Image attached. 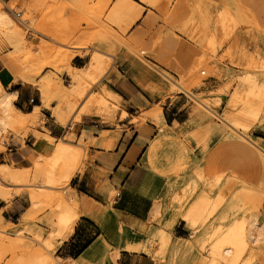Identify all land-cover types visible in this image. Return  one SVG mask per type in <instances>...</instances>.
<instances>
[{
  "label": "bare ground",
  "instance_id": "1",
  "mask_svg": "<svg viewBox=\"0 0 264 264\" xmlns=\"http://www.w3.org/2000/svg\"><path fill=\"white\" fill-rule=\"evenodd\" d=\"M17 1L20 0L8 2L7 8L11 11L18 9L22 14ZM21 1L26 15L33 12L37 16L32 25L26 15L21 16V21L37 33L56 38V43L65 47L61 41L70 34L67 27L74 21L73 9L84 7L89 0ZM63 1L73 4L61 5ZM142 1L163 16L167 25L177 22L179 26L176 29L185 38L172 36L167 43L166 37L172 31L164 28L151 31L148 41L144 38V31H139L126 42L118 40L117 34L114 36L111 29L103 25L94 30L96 45L101 48L98 50L100 53L111 59H117L123 51L121 58L130 59L128 73L143 68L137 62L158 72L160 76L150 92L153 100L164 101L177 92L191 98L195 105L190 118L197 126L186 132L178 130L192 150L189 166L180 176L157 183L159 193L154 195L149 216L151 224L139 226L140 233H134L122 224L115 225L110 207L79 194L70 186L82 164L85 134L79 143L44 135V139L56 144L51 157H39L32 167L24 169L0 164L1 186L16 187L12 193L0 188L5 197L19 195L27 187L33 206L46 200L57 205L52 220L54 231L48 240L43 239L41 231L27 221L16 226L7 222L0 213V258L8 242L13 251L15 242L22 241L24 250V257L11 264H76L72 261L61 263L55 254L84 215L107 229L116 246L113 253L100 263L94 262L97 252H89L85 258L93 264H116L122 250L147 255L158 264H264V142L248 136V130L258 121L264 129V0ZM142 14L141 8L121 0L110 13L108 22L116 26L118 34H126L141 21ZM151 19L146 21V25L152 30ZM19 29L16 20L0 8V50L6 45L13 46L9 56L0 58V68H9L15 77L23 80L50 58L51 50L46 46L31 53L28 42L17 37ZM222 37L229 39L230 53L237 51L240 69L243 70L233 75L215 66L219 76L232 80L237 78L241 89L228 102L226 114L219 110L223 104L220 95L210 100L200 98L192 91L193 87L201 86L200 74H205V69L212 66L214 56L223 46ZM74 56L61 59L69 64ZM57 58L56 63L59 55ZM104 69L100 59L94 56L87 75L78 80L68 93L62 87L57 89L62 103L54 116L59 123L68 124L71 105L75 102L82 101L80 116L90 112L96 104L104 106V99L114 94L109 86L98 93L86 92L88 81L99 79ZM51 80L46 85L41 84L46 107L50 106L49 94L54 87ZM13 99L14 96L6 91L0 80V136L8 133L12 121L20 114ZM40 111L41 108L37 107L32 114L21 115L20 125H35ZM141 118L144 122L151 120L164 124L161 103L148 109ZM137 119L133 117L132 123L139 122ZM233 133L261 154L263 173L258 183L233 169V164L245 157L242 144L232 139ZM102 134L101 138H93L94 145L113 149L117 138L110 132ZM222 141H225L221 146L223 154L215 160V147ZM246 154L254 156L255 152L249 150ZM30 173L45 180V184L30 186ZM60 183H65L68 189L63 194H56ZM101 191L108 194L111 201L118 194L108 181ZM180 223H185L190 229L189 235L175 233ZM36 245L42 249H36Z\"/></svg>",
  "mask_w": 264,
  "mask_h": 264
},
{
  "label": "crops",
  "instance_id": "2",
  "mask_svg": "<svg viewBox=\"0 0 264 264\" xmlns=\"http://www.w3.org/2000/svg\"><path fill=\"white\" fill-rule=\"evenodd\" d=\"M16 35L19 39L28 42V49L32 47V51H36L35 38L22 29L17 31ZM5 49L3 47L0 50V56L7 53ZM76 59L79 61L77 67L80 70L86 69L87 74L89 68L88 63L83 60L84 57L79 56ZM119 73L121 77L113 75L112 79L115 82L109 85L119 109L107 115L95 111L93 116L85 117L78 125L71 123L69 127H64L57 121L51 109L43 108L46 102L39 85L23 82L15 77L9 68H1L0 80L6 91L14 96L13 103L20 114L12 121L8 135L1 136L2 139L6 138V141L5 150L0 151V163L24 169L32 167L39 157H51L56 151V144L44 139V135L70 142L73 138L79 141L83 134L87 141L91 136L101 138L103 132H110L117 138L116 146L113 149L91 147L92 160L83 172L75 175L70 186L79 194L87 195L110 207L116 226L122 224L128 230L140 233L139 226L148 227L151 224L149 216L155 201L154 195L159 193L157 183L160 180L167 181L180 176L189 166L191 148L178 131L181 129L185 132L188 129L189 100L185 96L168 98L163 105L164 124L147 120L135 125L132 123V118L139 116L138 109H146L154 103L163 102L161 99L153 100L150 96L157 78L143 68L135 69L130 73L126 71ZM37 107L41 108L38 123L27 125L21 136L17 138L12 132L20 125L21 115L32 114ZM55 107L56 103H53L52 108ZM243 154L246 158L234 163L233 169L253 183H258L263 173L262 161L258 160L256 155H247L246 152ZM107 181L118 190L112 201L108 194L101 191V187L106 185ZM6 188L16 190L13 186ZM31 208L29 193L13 195L10 200L5 195H0V213L7 222L19 226L27 221L37 230H45L42 224L28 221ZM180 229L187 230L183 223L177 226L175 233L187 236L178 234ZM115 248L107 229L84 215L77 222L72 235L58 249L55 258L61 263L67 261L76 264L100 263L111 255ZM89 252H97L94 262L85 258ZM116 264H158V262L147 255L122 250L116 259Z\"/></svg>",
  "mask_w": 264,
  "mask_h": 264
},
{
  "label": "rangeland",
  "instance_id": "3",
  "mask_svg": "<svg viewBox=\"0 0 264 264\" xmlns=\"http://www.w3.org/2000/svg\"><path fill=\"white\" fill-rule=\"evenodd\" d=\"M10 1H13V0H8V1L0 0V8L7 11L16 20V22L20 26V29H22L23 31H25V33H28L33 38H35V40L37 41L35 52L40 51L43 48H46V46L47 48L51 50L50 58L46 62H44V64L38 65L33 72L27 74V77L29 78L23 79V82H32L33 84H37L43 91L41 84L46 85L49 79H52L51 81L53 82L54 87L53 89H51L50 94H49V100L51 102H50V106L48 107L49 109L52 110L53 114L55 113L56 109H59L61 107V103H62V97L58 96L57 89L59 87H62L64 88L65 92L68 93L73 88V85L78 80L83 78V76L87 75L86 69L80 70L77 67L79 65V61H77L76 59L77 57L79 56L84 57L83 60L88 63L87 67L89 68V66H91L92 64L93 57L97 56L105 67L101 77L97 79L98 81L96 80V81L88 82V84H86L87 86L86 92L87 93L90 92V94H93L96 92L98 93L99 91L103 89V87L113 84L115 82L112 79L113 75H118V77H121V74L119 73V71H122V72L126 71L128 73L130 59L125 60L121 58L123 56V51L120 54H118L117 59H111L98 51V50H101V48H99L96 45V41H95L96 34L94 31L97 27L99 26L101 27L103 25L107 26L108 28L111 29L112 33H114V36L117 34L116 36L117 38H119L118 40L126 41V42L130 41L132 37L139 31H144L145 33L144 38L148 41L151 35V31L156 32L157 30H161L164 28L170 29L172 31L170 35L166 37L165 41H167V43L171 41L172 36L180 38V39L185 38L181 34V32L178 31V29H176V26H179L177 22H175L174 24L167 25L165 18L161 16L158 12H156L151 5H149L147 2H144L142 0H126L127 2L141 8L143 12L142 19L134 27V29L130 30L128 33L118 34L117 31L115 30L116 26L113 25V23L110 24L108 22V17L110 16V13L114 10V8L117 6L119 1L121 0H89L88 3L84 7H81V8L77 7L73 9L75 18H74L73 23L69 25V27H67V30L69 31L70 34H68L66 38L63 41H61L62 43L66 45L65 47H62L56 43L57 42L56 38L53 39L52 37L44 36L28 28L27 25L24 24L20 19L21 16L24 17V15H26L25 10L23 9V6H22L23 4L22 1L21 0L17 1L18 2L17 7L20 8V11L22 12V14H20L18 9L11 11L9 8H7V3ZM60 4L61 5H68V4L71 5L73 3L69 1H63V2H60ZM26 16H28V20H29L28 22L30 25H32L37 19L36 14H34L33 12L27 13ZM150 18H152L151 19L152 30L149 29L146 25V21L149 20ZM262 22L264 24V16L262 18ZM175 33H177V35ZM221 39L223 40V46L219 50V52L216 54V56H214V62L212 66L205 69L206 70L205 74L203 73L200 74L201 75V86L193 87L192 91L196 93L200 98L210 99V100L212 98L216 99L217 94L220 95V97H222L223 99V104L219 110H220V113L226 114L228 102L231 99H233L234 93L240 91L241 89L239 86V82H237V78H234V80H232L230 79V77H227V76H222V77L221 75L219 76L217 74V69L215 68V66L218 65V67L223 68L224 73L226 74L233 73V75H238L243 70L240 69L237 51L230 53L229 39L223 38V37ZM186 40L189 41L188 38H186ZM4 47L6 48L5 50H7V53L2 54L0 58L3 56H9L13 48V46H10V45L9 46L6 45ZM78 47H81V49H78ZM32 50L33 49L31 47L30 52L35 53ZM58 55L60 59L56 63V61L58 60L57 58ZM70 55H75L71 63L67 64L66 62L62 61V59ZM138 63L141 67H143V69L150 71L154 75V77L158 79V77L160 76L158 72L152 69L149 65H143L140 62H137V64ZM176 96H185L189 100L188 113H191L193 106L195 105L194 102L191 100V98L187 94L177 92L171 97V99H175ZM104 100H105L104 106L96 104L94 107H92V110L90 112L85 113L82 116H80L81 109L83 107L82 101L73 103L71 105V115L69 116L68 124L67 125L62 124V125L64 127H69L71 123H73V125H78L80 122L83 121L85 117L93 116L95 111H100V112H103L104 115H107V114H110L111 111L119 109V107L115 104L113 95L106 97ZM166 102H167V99L161 103L163 112H164L163 105ZM53 103H56L55 108H52ZM155 104L157 105L160 103H154L153 105H150L146 109H138L140 111V114L137 119L139 122L135 123V125H140L141 123L144 122L143 119L141 118L142 114H144L148 109L153 108ZM43 108H46V104ZM40 116H41V113H40ZM187 126H188V129L186 131H189L195 128L197 124L194 122L193 119L190 118L189 122L187 123ZM26 128H27V125L26 126L19 125L12 133H14L15 136L18 138L19 136H21V133ZM7 135L8 133L4 134V137ZM1 136H0V151H4L5 150L4 143L6 141V138L2 139ZM248 136L251 138H256V140H261L262 142H264V129L261 126L260 121L255 123L248 130ZM231 137L234 141L240 142L242 144L241 150L243 152L249 153V150L250 151L252 150L255 152V155L257 156L258 160H261V154L255 151L252 147H250V145L243 138H241L236 133H233ZM84 138H86L85 135H84ZM93 138L94 136L89 137V139L86 141L84 145L85 151H83V157L81 160L82 164H81L80 169L77 171V173L83 172L85 168L87 167L88 163L92 160L90 149L91 147H96V145H94L93 143L94 141ZM258 138H261V139H258ZM61 140H64V139H61ZM64 141L69 142L67 140H64ZM70 142L79 143V141L75 140L74 138ZM224 145H225V141H222L221 144L219 143L215 147L216 149V156H215L216 159L215 160H219L221 158L223 154V150L221 146H224ZM11 166L13 168H17V166L15 165H11ZM40 184H45V180L35 178L30 173L29 174V185L37 186ZM0 188L10 193L16 191L14 189L9 190L6 187H2L1 183H0ZM67 189L68 187L65 183H60L55 193L63 194ZM29 192H30V189L27 187L22 189V193H29ZM3 193L5 192L0 190V195L4 196ZM10 197H11L10 195H7L6 198L10 200L12 198ZM56 208H57V205H55L52 201L46 200L40 203L38 206L32 205V208L29 211V216H30L28 220L29 222H32V223L37 222L45 226L46 229L41 230L42 238L45 240H48L50 238L51 232L54 231L52 220L54 219L53 215H54V211L56 210ZM183 225H185L187 230L184 231L180 229L178 234L189 235L190 229L186 226L185 223H183ZM21 243L22 241L15 242L16 248L13 251H11L10 250L11 246H9V242H8L7 245L3 247L4 252H3L2 257L0 258V264H11L14 260L24 257L23 256L24 250H23ZM35 248L42 249L39 245H36Z\"/></svg>",
  "mask_w": 264,
  "mask_h": 264
}]
</instances>
